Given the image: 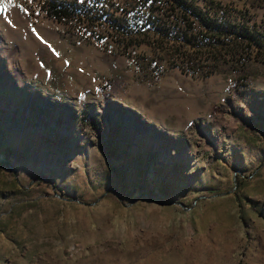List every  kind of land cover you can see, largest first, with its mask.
Segmentation results:
<instances>
[{
  "label": "rangeland",
  "instance_id": "1",
  "mask_svg": "<svg viewBox=\"0 0 264 264\" xmlns=\"http://www.w3.org/2000/svg\"><path fill=\"white\" fill-rule=\"evenodd\" d=\"M151 6L0 0V264H264V57L195 68Z\"/></svg>",
  "mask_w": 264,
  "mask_h": 264
},
{
  "label": "trees",
  "instance_id": "2",
  "mask_svg": "<svg viewBox=\"0 0 264 264\" xmlns=\"http://www.w3.org/2000/svg\"><path fill=\"white\" fill-rule=\"evenodd\" d=\"M140 1L147 2V0ZM153 1L162 2V0ZM174 1L173 5L163 9L159 6H151L149 13L142 12L140 7L135 8L134 23L137 24L138 19H142L143 23L151 21L158 33L164 36V38L161 36L162 41L172 39L174 43L180 42L174 48L185 54V59L190 63L194 59L198 60L192 63L195 68L203 65L199 61L202 60L203 54L208 53L214 60L213 65H217L216 61L219 60L222 62L231 60L233 65H239L238 70H243L245 59L248 57L244 54H251L253 45L256 47L255 57H264V34L258 28L248 24L238 26L223 20L217 21L216 18L205 16L201 10L188 4L186 0ZM76 9L73 3L65 6L63 2L60 4L53 2L50 3L47 11L51 17L61 21L65 17L75 15ZM81 17L83 16L78 14L77 20L79 21ZM187 41L191 42L192 51L185 53L184 45ZM228 53L230 58L224 61Z\"/></svg>",
  "mask_w": 264,
  "mask_h": 264
},
{
  "label": "built area",
  "instance_id": "3",
  "mask_svg": "<svg viewBox=\"0 0 264 264\" xmlns=\"http://www.w3.org/2000/svg\"><path fill=\"white\" fill-rule=\"evenodd\" d=\"M169 1L171 2L172 0H169ZM186 1L188 4L191 3L188 0H186ZM51 3H53V2H51ZM55 3L60 4L61 1L60 2L55 1ZM71 3H73V2H63V4L65 6L71 5ZM147 4H149V6H151V5L159 6L161 9H163V5H161L159 2H154L153 0H147ZM191 4L194 5L195 7H197V4H195L194 2H192ZM205 4H206L205 11L201 10L198 7H197V9L201 10L203 12V14H205V16L212 17V15H214L215 17H212V18H216L217 21L223 20V21H227L231 24H233L231 22V19L233 21H237V23H240V24H247V22H249L247 20L249 17L247 15V13L241 9H237L235 6H233L231 4H224V3H221L219 0H205ZM49 5H50V3L46 4V9L49 8ZM76 10H75V15H70L68 17H65L61 20V22L72 23L73 21H77L78 14H77ZM81 16H83V15H81ZM193 19H194V17H193ZM257 26L261 28V26H259V25H257Z\"/></svg>",
  "mask_w": 264,
  "mask_h": 264
},
{
  "label": "crops",
  "instance_id": "4",
  "mask_svg": "<svg viewBox=\"0 0 264 264\" xmlns=\"http://www.w3.org/2000/svg\"><path fill=\"white\" fill-rule=\"evenodd\" d=\"M221 2H234L239 9L241 7H249V12H257L256 16L258 15L259 17H262L264 19V0H261L259 3L258 1L256 2L255 0H221Z\"/></svg>",
  "mask_w": 264,
  "mask_h": 264
}]
</instances>
